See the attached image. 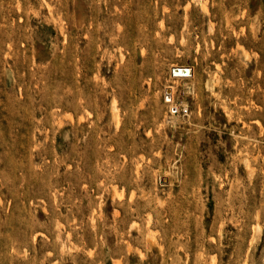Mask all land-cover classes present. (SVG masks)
Masks as SVG:
<instances>
[{"label": "rangeland", "instance_id": "obj_1", "mask_svg": "<svg viewBox=\"0 0 264 264\" xmlns=\"http://www.w3.org/2000/svg\"><path fill=\"white\" fill-rule=\"evenodd\" d=\"M0 264H264V0H0Z\"/></svg>", "mask_w": 264, "mask_h": 264}, {"label": "bare ground", "instance_id": "obj_2", "mask_svg": "<svg viewBox=\"0 0 264 264\" xmlns=\"http://www.w3.org/2000/svg\"><path fill=\"white\" fill-rule=\"evenodd\" d=\"M211 28H212V26H211ZM212 30V29H211ZM191 82V81H190ZM186 83H188V82H186ZM168 87V86H167ZM170 87V86H169ZM176 89V88H175ZM175 91V90H174ZM178 93V92H177ZM167 103H170V102H167ZM175 105V104H174ZM113 109V108H112ZM172 111V110H171ZM178 114V113H177ZM115 115H117L116 113H115ZM187 116V115H186ZM166 122V121H165ZM166 124V123H165ZM167 181V180H166Z\"/></svg>", "mask_w": 264, "mask_h": 264}, {"label": "water", "instance_id": "obj_3", "mask_svg": "<svg viewBox=\"0 0 264 264\" xmlns=\"http://www.w3.org/2000/svg\"><path fill=\"white\" fill-rule=\"evenodd\" d=\"M173 72H174V74H176V72H177V69H175Z\"/></svg>", "mask_w": 264, "mask_h": 264}]
</instances>
